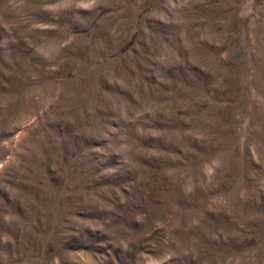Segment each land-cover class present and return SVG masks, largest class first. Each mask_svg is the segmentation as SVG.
Wrapping results in <instances>:
<instances>
[{
    "label": "rangeland",
    "instance_id": "1",
    "mask_svg": "<svg viewBox=\"0 0 264 264\" xmlns=\"http://www.w3.org/2000/svg\"><path fill=\"white\" fill-rule=\"evenodd\" d=\"M0 264H264V0H0Z\"/></svg>",
    "mask_w": 264,
    "mask_h": 264
}]
</instances>
